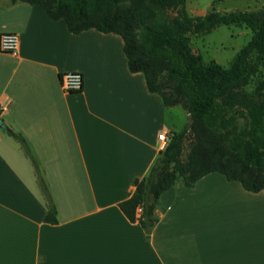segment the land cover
Returning a JSON list of instances; mask_svg holds the SVG:
<instances>
[{"label": "crops", "instance_id": "obj_1", "mask_svg": "<svg viewBox=\"0 0 264 264\" xmlns=\"http://www.w3.org/2000/svg\"><path fill=\"white\" fill-rule=\"evenodd\" d=\"M5 33L20 43L0 51V264H264V191L219 173L164 193L149 234L119 208L150 174L159 135L189 123L130 71L120 36L75 35L41 6L0 0ZM71 72L83 75L81 92L63 91ZM10 131L27 142L57 224L45 222L35 168Z\"/></svg>", "mask_w": 264, "mask_h": 264}, {"label": "trees", "instance_id": "obj_2", "mask_svg": "<svg viewBox=\"0 0 264 264\" xmlns=\"http://www.w3.org/2000/svg\"><path fill=\"white\" fill-rule=\"evenodd\" d=\"M12 1L41 6L52 20H64L75 35L96 30L120 36L130 71L142 73L149 91L161 96L167 108L182 106L188 114L191 123L171 135L150 174L136 180L133 196L119 204L131 223H139L149 234L158 221L155 211L161 196L178 181L193 188L204 177L219 173L229 182L239 183L247 192L264 191V92L260 95L261 100L242 91L232 97L236 101L231 104L241 100L251 113L245 151L240 148L241 138L232 140L206 122V117L219 111V101L228 100L230 91L240 89L244 83L264 73V7L227 13L212 9L198 17H192L182 9L169 23L161 24L152 6L167 10L176 6L179 0ZM222 26L245 27L252 32V38L228 68L217 63L205 65L189 49L188 39ZM173 48L182 56L179 63L168 54ZM258 53L261 57H255ZM189 133H193L194 139L183 159ZM9 134L19 142L35 168L48 205L45 222L57 224V207L27 142L13 131ZM139 208L143 213L138 216Z\"/></svg>", "mask_w": 264, "mask_h": 264}, {"label": "rangeland", "instance_id": "obj_3", "mask_svg": "<svg viewBox=\"0 0 264 264\" xmlns=\"http://www.w3.org/2000/svg\"><path fill=\"white\" fill-rule=\"evenodd\" d=\"M263 7L264 0H179L177 5L170 9L163 10L156 6H152V9L156 14L158 22L167 24L182 9H185L190 16L198 17L204 16L212 9L227 13L237 10L253 11ZM251 38L252 32L245 27L222 26L198 37L190 36L188 47L192 53L199 57L203 64L217 63L228 68L236 54L249 43ZM168 54L174 62L179 63L182 60V56L174 48L169 50ZM261 55L258 53L255 57H261ZM263 82L264 73L253 77L251 81L244 83L240 89L230 91L228 93V100L222 99L219 101V111L206 117V122L212 129L228 135L232 140L241 138L243 140L240 146L242 151H245V145L249 142L247 137L251 128V113L250 109L241 100H237L235 104H231L232 101H236L232 100V97L237 92L242 91L257 100H261L260 95L264 92ZM190 123L189 119L188 125ZM193 139V133H189L184 143L183 159H186ZM236 184L238 185V183Z\"/></svg>", "mask_w": 264, "mask_h": 264}, {"label": "built area", "instance_id": "obj_4", "mask_svg": "<svg viewBox=\"0 0 264 264\" xmlns=\"http://www.w3.org/2000/svg\"><path fill=\"white\" fill-rule=\"evenodd\" d=\"M20 38L16 33H5L0 37V51L3 53H16L19 47ZM61 87L66 93H78L83 90L84 77L81 73H66L61 77ZM159 141L162 143V150L167 147L169 137L167 133L159 135ZM143 209L139 208L137 214L141 215Z\"/></svg>", "mask_w": 264, "mask_h": 264}, {"label": "water", "instance_id": "obj_5", "mask_svg": "<svg viewBox=\"0 0 264 264\" xmlns=\"http://www.w3.org/2000/svg\"><path fill=\"white\" fill-rule=\"evenodd\" d=\"M0 126L4 129V130H8L7 126L5 125L4 121L2 119H0Z\"/></svg>", "mask_w": 264, "mask_h": 264}]
</instances>
